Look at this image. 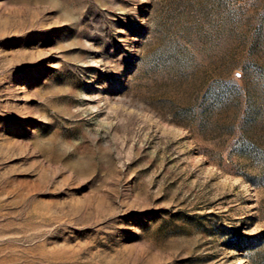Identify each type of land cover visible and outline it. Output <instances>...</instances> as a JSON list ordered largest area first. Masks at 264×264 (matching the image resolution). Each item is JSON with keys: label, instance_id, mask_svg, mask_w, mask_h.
<instances>
[{"label": "rangeland", "instance_id": "1", "mask_svg": "<svg viewBox=\"0 0 264 264\" xmlns=\"http://www.w3.org/2000/svg\"><path fill=\"white\" fill-rule=\"evenodd\" d=\"M0 264H264V0H0Z\"/></svg>", "mask_w": 264, "mask_h": 264}]
</instances>
